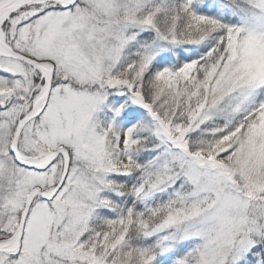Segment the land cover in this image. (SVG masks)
Returning a JSON list of instances; mask_svg holds the SVG:
<instances>
[{
	"label": "snow or ice",
	"instance_id": "1",
	"mask_svg": "<svg viewBox=\"0 0 264 264\" xmlns=\"http://www.w3.org/2000/svg\"><path fill=\"white\" fill-rule=\"evenodd\" d=\"M0 264H264V0H0Z\"/></svg>",
	"mask_w": 264,
	"mask_h": 264
}]
</instances>
